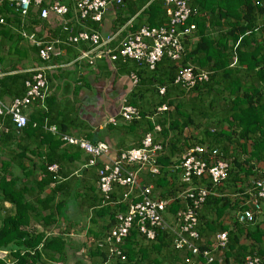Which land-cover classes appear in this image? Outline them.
Wrapping results in <instances>:
<instances>
[{
	"label": "trees",
	"instance_id": "1",
	"mask_svg": "<svg viewBox=\"0 0 264 264\" xmlns=\"http://www.w3.org/2000/svg\"><path fill=\"white\" fill-rule=\"evenodd\" d=\"M122 3L123 0L116 7ZM167 6L164 0H143L139 6L143 8L135 19L144 21L133 33L143 26L168 25ZM188 6L190 13L180 28L192 24L194 29L181 35L183 51L177 59L164 52L152 68L144 61L120 55L113 60L116 65L126 69L127 74L135 75L136 78L125 104L133 106L137 116L120 127L128 135L140 131L139 143L134 147L141 145L148 132L153 133L155 142H161L163 151L156 160L160 165L159 173L140 174L145 175L143 184L152 183L162 198L172 199L166 209L169 222L173 221L179 209L191 203L176 195L196 186L198 182L195 177L189 183L182 181V171L177 166L181 155L193 145H202L208 151L218 149L220 156L228 161L229 168L226 178L218 185L212 184L209 179L199 180L210 192L195 209L198 232L196 243L201 250L212 253L214 261L211 264H219V256L223 263L243 264L248 255H257L264 264V228L256 220L239 222L232 216L227 221L233 212L247 208L244 202L240 203L233 195L249 186L251 177H257L253 161L264 162V0H190ZM3 8L0 7V13L8 21L6 15L10 10L7 4ZM27 16V25L31 30L46 24V20L40 18L38 9L34 12L31 7ZM86 19L91 20L89 17ZM125 19L120 18V23ZM67 25L68 36L73 32L70 25ZM177 30L181 29L178 27ZM2 32L10 34L9 30L4 29ZM81 43L87 42L76 45ZM87 48H90L89 44ZM187 66H192L199 73L207 71L208 78L196 81L191 87L176 82L181 69ZM31 77L32 74L17 73L0 78V97L3 86L8 84L7 80L20 81L21 91H25V82ZM160 89H163L162 93ZM162 105H166L167 110L159 111ZM0 120L3 121L0 141L11 139L9 134L3 133L4 129L12 127L10 116H2ZM67 125L60 122L52 126L58 134L70 135ZM156 125L160 127L159 131H154ZM44 127L49 128L43 121L28 119L21 131L22 134L30 133V137L37 138L45 132ZM47 137V150L43 153L35 152V155L43 157L39 165L42 175L40 180L31 185H20L14 177L6 176L5 173L11 175L7 172L10 169L2 171L0 166V202H9L14 207V212L3 217L0 225V251L6 252V255L0 257V264L64 263L70 259L67 252L72 249L71 244L73 251L76 249L74 242L77 240H66L59 235L47 237L46 234L58 223V215L65 202L62 199L53 203V195L62 188L57 174L65 169L63 163L69 159H78L83 151L76 145H69L56 133L50 137L47 134ZM247 142H250L249 153ZM18 155L19 158L24 157V153ZM87 157L89 160L90 156ZM51 164L57 166L55 170L49 169ZM18 166L26 177L33 175L32 168L24 167L21 162ZM64 174L67 176L68 172ZM98 179L97 173V182ZM50 184L54 188L41 199L39 195ZM120 187L114 185L112 199L120 198L124 191ZM97 190L99 195L92 196V203H89L91 212L88 213L85 227L86 243L91 239L93 241L86 247L84 254L73 253L72 264L182 263L186 251L174 247L173 234L168 229L156 228L154 238L146 240L134 225L121 244L124 260L110 254L107 246L97 245V241H102L117 223L116 215L125 212L127 208L125 202L105 203L107 201H103L98 183ZM119 192L120 196L117 194ZM31 220L38 222L40 229L30 226ZM217 232L227 233V243L222 250H215L212 246L211 238ZM40 244L42 246L38 248ZM198 259L200 264H206L201 256Z\"/></svg>",
	"mask_w": 264,
	"mask_h": 264
},
{
	"label": "built area",
	"instance_id": "2",
	"mask_svg": "<svg viewBox=\"0 0 264 264\" xmlns=\"http://www.w3.org/2000/svg\"><path fill=\"white\" fill-rule=\"evenodd\" d=\"M168 5L166 13L168 16V25L160 27L143 26L137 32L130 33L124 37L117 47H112L111 42L115 39L116 34L111 33L101 36L96 30H80L76 33L69 34L65 41L68 44H78L87 42L90 48L81 50L78 59L91 58H108L115 60L118 55L123 58H129L135 61H144L150 68L154 66L162 54L166 52L173 59H177L183 51L181 35L190 33L194 25L180 28L186 21L190 9L188 3L190 0H164ZM122 0H75V15L79 19L90 18L93 22H100L107 7L120 4ZM256 4H258L256 2ZM16 7L21 17H26L30 8L34 7L39 10L40 18H47L49 12L57 16L64 17L69 7L58 1H53L44 5V0H16ZM64 21V30L68 29L67 20ZM6 25V20L0 14V26ZM181 29L180 31L177 28ZM21 34L34 42L38 48V57L41 65L34 69L30 80L25 82L26 92L21 97L12 99L9 104H4L0 100V117L8 115L11 118L13 127L21 130L27 122V116L24 109L36 102L43 103L47 97L48 81L46 71L57 67L49 64L54 56L58 45L65 41L54 38L49 41H43L35 38L33 32ZM117 53V54H116ZM1 73V61H0ZM133 84L136 81L135 75H130ZM208 72L195 71L192 66L181 69L176 82L183 86L191 87L196 81L206 80ZM161 93L163 89H160ZM167 110L166 105H162L159 111ZM136 109L133 106L126 105L123 100L119 117L124 121H129L136 117ZM108 123L116 124V118L112 117ZM2 125L0 124V130ZM54 131V128H50ZM160 127L156 125L154 131H159ZM63 140L70 145L78 146L83 152L90 156L88 165H94L100 157L107 156L110 152L109 145L104 141L91 142L86 138L62 135ZM163 151L161 142L154 141L153 133H146L139 147H130L120 150L118 154L109 159V162L103 163L98 169V186L103 195L105 203L118 204L126 203V211L116 215L117 223L104 236L102 241H97L99 246H107L108 251L113 256H118L121 260L125 259L121 244L128 236L130 230L137 227L139 233L146 239L154 238L155 229H168L173 234L174 247L180 251H186L182 256L183 264H200L198 256H201L206 264L214 261V256L209 250H201L196 243L198 232L196 230L197 215L196 208L204 201L206 195L210 192L205 185H202L200 179H209L212 184H220L227 176L229 163L222 158L218 149L208 151L202 145H193L186 148L181 155L179 168L181 169V179L184 182H191L195 177L198 182L196 186H191L187 190L179 192L176 197L188 199L190 204H186L184 209H179L173 221L169 222L166 212L167 206L172 199L158 198L153 194L152 183L142 184L140 182V173L145 172L151 175L158 174L160 165L156 160ZM55 170L56 166L49 167ZM199 184V185H198ZM114 185L124 188L120 198L112 199ZM246 194V200L243 201L247 208H242L235 213L239 222H253L256 215L262 212L264 208V177H251L249 186L243 191ZM104 203V204H105ZM86 224L81 228V236L85 238ZM47 237L59 235L68 239H75V232H62L50 230ZM79 235V236H80ZM93 239L88 241L90 244ZM227 243V233L217 232L213 236V249H221ZM40 244L38 246L41 247ZM32 253V252H31ZM6 255L5 251H0V257ZM219 264H234L232 262L223 263L220 256L217 258ZM243 264H263L257 255H248L245 257Z\"/></svg>",
	"mask_w": 264,
	"mask_h": 264
},
{
	"label": "crops",
	"instance_id": "3",
	"mask_svg": "<svg viewBox=\"0 0 264 264\" xmlns=\"http://www.w3.org/2000/svg\"><path fill=\"white\" fill-rule=\"evenodd\" d=\"M53 1L58 0H44V5H48ZM59 1L69 7L68 13L64 17H60L49 12L47 18H41L46 20V24L43 27L38 25L31 30L27 25L28 16L24 18L20 16L16 7V0H0V7L3 8L4 4H7V8L10 10L6 15L8 18L6 25L0 26V78L10 77L17 73L33 75L34 69L42 64L38 57L37 46L33 41L26 39L21 31L27 34L33 32L36 39L43 41L54 38L65 41L67 32L63 29V20H67L73 33L80 30H96L102 37L111 33L116 34L111 46L117 47L124 37L133 33L144 21V19H140V21L135 19L143 8H139L143 0H123L119 7H116L118 5L107 7L100 22L79 19L75 15V0ZM3 10L6 9L3 8ZM33 11L36 12V8L33 7ZM120 18L121 20L122 18L126 19L120 23ZM4 29L9 30L10 34L3 33ZM87 47V43L76 45L62 42L60 46L58 45L59 49L55 51L49 62V64L57 67L46 71L48 81L47 97L43 103L37 102L24 109L28 119H34L38 122L43 121V124L49 126V128L44 127L45 132L35 138V136L30 137V133L22 134V131L16 130L12 124L11 128L8 127L3 132L9 134L12 138L9 140L5 138L0 141V166L3 168L2 171L6 168L10 169L7 172H10L11 175L5 173L6 176L8 178L10 176L14 177L20 185L30 184L42 178L39 165L42 164L43 157L35 155V152L40 151V153H43L47 150V134L50 137V135L54 136L56 133L62 137L61 134L50 129L54 123H67V132L71 136L86 138L91 142L104 141L109 145V154L98 158L94 165H87L88 157L84 152H81L78 159H69L63 163L66 170L63 169L57 174L58 183H61L62 188L53 195V203H57L62 199L65 202H63V209L58 215V223L50 229L60 231L61 234L68 231L81 233V228L88 221V213L91 212L89 206V203H92L91 198L95 194L99 195L97 169L103 163L109 162V159L115 157L120 150L138 144L139 135H141L139 130L135 131V134H125V131L120 127V125L128 123L119 117V112L123 100L128 97L134 87L130 74H127L126 69L116 65L114 61L106 57L101 60L96 56L91 58V62L88 59H78L80 51L87 50ZM7 83L6 86H3L0 97L4 104H9L12 99L21 97L26 92V90L21 91L20 81H16V79L7 80ZM43 112L45 115H43ZM112 117L116 118V125L109 126L108 121ZM0 124L3 125L2 120H0ZM247 147L249 153L251 151L250 142H247ZM77 148L79 147L77 146ZM19 153H24V157L19 158ZM245 156L247 157L246 154ZM19 162L26 168H32L33 175L26 177L18 166ZM253 162H255L254 171L258 174L256 176L264 177V162L256 160ZM66 172H68L67 176L64 174ZM144 176V174H140L142 184L144 183ZM52 188H54L53 184L47 186L43 193L39 195L40 198L42 199L46 194H49ZM90 188H93L94 191ZM120 189L122 188L120 187ZM245 189L246 187H243L241 193L233 195L240 203L247 199L246 194L243 193ZM153 193L155 197L162 198L160 192L156 191L154 187ZM117 194L120 196L121 192ZM12 212H14L12 204L0 202V225L3 217L10 215ZM235 213L233 212V215L228 216V222L232 216L235 217ZM166 216L168 219L169 214H166ZM255 220L264 228V208H262L261 213L256 215ZM31 221L30 226L40 229L38 222ZM65 239L68 240L66 237ZM80 239L75 238L77 240L74 242L75 252L71 244L72 249L67 252L69 254L68 259L70 258L69 261L64 263L56 261V264H72L73 253L79 255L85 253V249L89 244L86 243L83 236ZM211 241L213 244V237Z\"/></svg>",
	"mask_w": 264,
	"mask_h": 264
},
{
	"label": "rangeland",
	"instance_id": "4",
	"mask_svg": "<svg viewBox=\"0 0 264 264\" xmlns=\"http://www.w3.org/2000/svg\"><path fill=\"white\" fill-rule=\"evenodd\" d=\"M76 234H77V239H78V240H81L80 238H81L82 236H81L79 233H76ZM79 235H80V236H79ZM72 262H73V261H72ZM72 262H71V263H72ZM85 264H87V263H85Z\"/></svg>",
	"mask_w": 264,
	"mask_h": 264
}]
</instances>
